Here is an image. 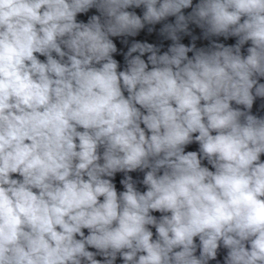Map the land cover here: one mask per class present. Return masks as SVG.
Here are the masks:
<instances>
[{
	"label": "clouds",
	"instance_id": "9594fccd",
	"mask_svg": "<svg viewBox=\"0 0 264 264\" xmlns=\"http://www.w3.org/2000/svg\"><path fill=\"white\" fill-rule=\"evenodd\" d=\"M262 113L264 0H0V264H264Z\"/></svg>",
	"mask_w": 264,
	"mask_h": 264
},
{
	"label": "water",
	"instance_id": "95a60500",
	"mask_svg": "<svg viewBox=\"0 0 264 264\" xmlns=\"http://www.w3.org/2000/svg\"><path fill=\"white\" fill-rule=\"evenodd\" d=\"M78 18H80V19H85L86 20V17L85 16H81V17H78ZM231 42V41H230ZM234 42V41H233ZM41 59H43V57H41ZM117 59H120V57H117ZM261 101H259V100H257V102H256V104H254V107H253V112L254 113H256L257 112V107H258V105H259V103H260ZM262 114H264V113H262ZM196 147H197V145H191V146H189V148L187 149V150H195L196 149ZM262 159H264V157H262ZM141 175V178H142V174H140ZM133 176H134V178L137 176V174H133ZM119 178H120V175L118 174V176H117V188H118V190H122V186L121 185H119ZM158 215V214H157ZM222 254H223V250H222Z\"/></svg>",
	"mask_w": 264,
	"mask_h": 264
}]
</instances>
